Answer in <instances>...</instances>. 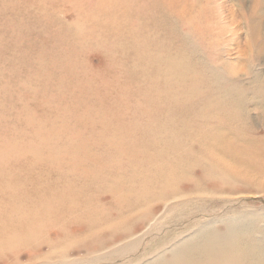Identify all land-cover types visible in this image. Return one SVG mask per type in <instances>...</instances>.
<instances>
[{
    "label": "rangeland",
    "instance_id": "374dc122",
    "mask_svg": "<svg viewBox=\"0 0 264 264\" xmlns=\"http://www.w3.org/2000/svg\"><path fill=\"white\" fill-rule=\"evenodd\" d=\"M144 1L145 6L139 1L140 6L130 9V0H0V232L14 237L19 233V221L36 206L42 211H60L62 206L56 203L46 205L59 195L79 198L69 211L103 209L114 213L117 209L112 208L103 184L117 183L120 190L116 196L127 202L128 197L139 196L143 182L156 176V169L174 161L170 156L154 155L164 138L149 137L142 121L146 110L141 106L162 111L174 96L188 97L177 92L174 80L167 78L169 67L174 66L175 43L174 36L161 26L165 19L171 25H183L187 21L184 10L187 14L194 8L203 11L190 23L193 36L198 37L207 26L223 30L233 15L235 31L225 35L233 43L219 48L225 50L244 82L250 66L259 68L264 78V0H212L209 6L206 0L202 5L200 0ZM218 4L224 6V14L211 13L210 8ZM200 46L207 55V44ZM136 57L151 60L135 64ZM248 110L252 126L264 136L261 111L256 105ZM228 129L224 126L196 134L202 141L220 143L233 140L235 132ZM68 140H73V145ZM240 143L241 155H256ZM80 149L86 156L77 152ZM262 155L259 152L258 156ZM248 161L234 163L235 174L220 178L211 174L206 179L193 168V178L185 181V187L224 196H201L188 204L179 203L138 246L110 264H141L169 241L234 215L253 219L252 214L262 213L255 219L263 226L264 173L260 164ZM248 179H256L255 184L250 186ZM215 180H220L218 190L211 185ZM5 182L10 186L5 187ZM237 192L245 195L225 197ZM61 248L68 249L69 260L92 253L80 254L79 246L71 243ZM49 252L38 250L41 257ZM32 253L31 247L23 246L0 264H29Z\"/></svg>",
    "mask_w": 264,
    "mask_h": 264
},
{
    "label": "bare ground",
    "instance_id": "6f19581e",
    "mask_svg": "<svg viewBox=\"0 0 264 264\" xmlns=\"http://www.w3.org/2000/svg\"><path fill=\"white\" fill-rule=\"evenodd\" d=\"M139 1H142V7L147 3L144 0H130L128 8L133 9V6L139 5ZM200 2L202 5V0ZM178 3L182 5L181 1ZM205 3L209 6L213 2L206 0ZM210 11L225 13L222 4L210 8ZM187 12H182L184 18L187 17L183 25L174 22L171 25L167 18L161 26L167 35L174 36L175 43L174 66L168 65L170 71L167 78L174 80L177 92L187 94L188 97L182 99L174 96V101L162 111L153 108L147 110V105L141 104L146 110L142 114V121L149 137L164 138L159 141L158 154L154 155L170 156L169 160L174 161L169 163V167L156 169V176L143 182L139 196L133 200L128 197V201L125 200L127 202H120L116 196V191L120 190L117 183L103 184L104 191L110 194L112 208L117 209L114 213L103 209L69 211L79 198L63 195L51 198L46 203L47 207L53 203L62 206L60 211H42L38 206L32 208L33 211L26 219L19 221L18 234L12 237L6 232H0V260L26 246L33 250L29 264H98L101 261L110 264L138 246L159 219L166 213L174 212L181 202L188 204L191 199L201 196H224L220 193L200 194L194 192L195 186L185 187V181L193 178V168L199 169L206 179L211 174L220 178L235 174L237 167L234 163L247 159L248 162L260 164L264 173V155L258 156L259 152L264 154V136L252 126L248 110L249 106L256 105L264 117V78L260 76L259 68L250 66L245 78L248 80L244 82L232 68L233 63L226 57L225 50L219 48L227 42L233 43V40L229 41L225 37L235 31L233 15L227 17L229 23L226 22L223 30L207 26L202 33L197 34L198 37H194L190 23L203 11L194 8L190 14ZM158 26L161 28L160 24ZM166 43L172 47L173 42L167 37ZM200 43L204 46L207 44V55L201 51ZM249 47H252L251 43ZM135 59V64L136 61L149 60ZM224 126L229 128V133L235 132L233 140L209 143L202 141L196 134L199 131L206 134L207 129ZM73 142L68 140L71 145ZM239 142L244 143V149L252 150L256 155H241L244 150L241 151L242 144ZM77 152L81 156L87 154L82 149ZM184 166L188 171L184 170ZM248 180L250 186L256 182V179ZM219 181L212 182L214 190H218ZM4 186L9 187V182H5ZM244 193L237 192L225 197ZM261 214H252L255 216L253 219L245 218V215H234L199 226L185 238L169 241L167 248L164 246L152 252V256L141 264H264V228L261 231L262 225L255 219ZM9 218L11 221L14 219ZM220 224L223 225L222 230L218 229ZM68 243L79 246L77 251L80 254H86L87 251L92 253L69 260L68 249L61 248ZM42 248L50 251L45 257L38 254ZM19 263L17 261L15 264Z\"/></svg>",
    "mask_w": 264,
    "mask_h": 264
}]
</instances>
